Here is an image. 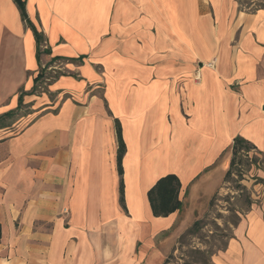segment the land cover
Wrapping results in <instances>:
<instances>
[{"label":"crops","instance_id":"crops-1","mask_svg":"<svg viewBox=\"0 0 264 264\" xmlns=\"http://www.w3.org/2000/svg\"><path fill=\"white\" fill-rule=\"evenodd\" d=\"M25 1L48 53L0 0V118L13 113L0 264H164L221 190L235 138L264 156V0ZM54 61L78 76L39 87ZM252 172L253 204L208 264H264V170ZM171 174L182 208L156 218L148 191Z\"/></svg>","mask_w":264,"mask_h":264},{"label":"rangeland","instance_id":"rangeland-1","mask_svg":"<svg viewBox=\"0 0 264 264\" xmlns=\"http://www.w3.org/2000/svg\"><path fill=\"white\" fill-rule=\"evenodd\" d=\"M67 67L65 61H54L50 64L45 62L44 67L40 69L44 76L39 87L48 90V85L68 77L69 74L78 76ZM251 173L255 175L254 172ZM243 176L242 184L245 185L247 181L252 182L253 179L250 180L252 175ZM222 177L223 170L219 167L215 171L214 181L218 182ZM234 187V184H222L221 190L215 195L214 204L210 205V202L199 209L196 213L198 224L188 228L177 238L175 250L166 259L168 264H203L209 262L217 251L225 247L232 235L234 222L239 215H243L248 210L245 205L247 193L252 198L248 189L245 194Z\"/></svg>","mask_w":264,"mask_h":264},{"label":"trees","instance_id":"trees-1","mask_svg":"<svg viewBox=\"0 0 264 264\" xmlns=\"http://www.w3.org/2000/svg\"><path fill=\"white\" fill-rule=\"evenodd\" d=\"M13 2L17 5L20 17L24 24H26L31 30L34 32L36 45H37V55L40 57L41 53H48V50H43L42 46L44 42V36L40 32H38L33 24L31 23L29 17L26 12V1L25 0H13ZM44 73L40 71L37 82H40ZM11 113H7L3 117L0 118V128L4 125L5 120L9 119L12 116ZM116 128H117V141L119 142V147L117 151V168L119 170L120 176L123 175L122 170V160L126 151L125 142L122 139V128H120L119 121L116 120ZM228 152L231 153V160L229 163V168L227 173L224 176V184H234V188L238 189L241 192L247 193V188L244 184H242V179L244 174H251L254 170H264V156L259 152L256 147H254L249 141L243 139L242 137L235 138L232 145L228 148ZM226 151V152H227ZM254 181L256 183L262 182V179L254 176ZM157 184L148 191L147 197L149 198L151 211L153 215L158 217H168L172 215V213L181 210L183 202L180 200L179 193L181 190V183L178 177L175 174L164 176L157 180ZM121 189H120V199L122 204L124 203L123 194H124V184L121 181ZM214 199L211 201L210 205L214 204ZM245 205L250 207L253 204L252 198L250 195L246 196ZM198 222H195L193 225L196 226ZM236 224V222H235ZM0 239H1V225H0ZM209 262H205L203 264H208ZM164 264H168L166 260Z\"/></svg>","mask_w":264,"mask_h":264},{"label":"built area","instance_id":"built-area-1","mask_svg":"<svg viewBox=\"0 0 264 264\" xmlns=\"http://www.w3.org/2000/svg\"><path fill=\"white\" fill-rule=\"evenodd\" d=\"M251 1H252V2H255V0H251ZM42 49H43V50H47V45H45V43H43ZM43 67H44V65H43ZM64 213H67V211L64 210Z\"/></svg>","mask_w":264,"mask_h":264}]
</instances>
